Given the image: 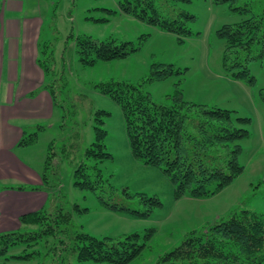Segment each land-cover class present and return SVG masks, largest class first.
<instances>
[{
  "label": "rangeland",
  "instance_id": "374dc122",
  "mask_svg": "<svg viewBox=\"0 0 264 264\" xmlns=\"http://www.w3.org/2000/svg\"><path fill=\"white\" fill-rule=\"evenodd\" d=\"M21 1L20 8L11 12L22 25L14 58L17 74L11 79L6 72L3 78L0 74V234L31 230L20 223V216L28 211L61 210L71 214L69 233L116 240L131 233L144 236L154 229L142 255L129 264H156L194 230L206 231L243 209L264 214V104L260 98L264 60L249 64L255 85L233 78L224 66L225 41L218 34L225 25L263 13L264 0H154L164 17L173 18L182 11L195 16L188 22L191 34L182 41L176 33L124 13L121 0ZM8 10L0 0V16ZM81 36L99 41L115 38L140 48L126 58L85 65L76 51ZM156 63L188 70L143 83ZM180 78L186 101L251 119L246 125L250 135L240 141L243 174L221 192L204 198L176 199L175 184L165 172L132 155L121 107L100 86L112 80L143 84L152 101L169 103ZM101 110L109 114H99ZM100 117L112 158L97 165L105 181L91 191L76 184L75 171L84 162L95 164L85 158V151L94 141ZM35 132L36 142L21 144ZM71 144L76 147L66 156ZM50 153L55 155L48 166ZM90 171L94 176L96 169ZM141 195L156 197L162 205L150 209ZM63 236L46 237L44 246H13L0 264H63L69 258L59 242ZM25 249L39 253L30 259L8 258ZM71 261L76 264L75 258Z\"/></svg>",
  "mask_w": 264,
  "mask_h": 264
},
{
  "label": "trees",
  "instance_id": "16d2710c",
  "mask_svg": "<svg viewBox=\"0 0 264 264\" xmlns=\"http://www.w3.org/2000/svg\"><path fill=\"white\" fill-rule=\"evenodd\" d=\"M120 9L164 31L180 35L181 41L191 34L188 22L195 18L187 11L173 18L164 17L154 0H121ZM218 34L225 41L223 60L227 73L235 79L247 81L251 86L255 85L257 79L251 74L249 64L253 60H264V12L234 25H225L218 30ZM139 48L129 41L118 42L115 38L99 41L90 36L79 37L76 44L80 61L85 65L126 58ZM186 70L173 64L156 63L143 83L183 75ZM181 82L182 78L168 96L169 103L152 101L149 93L143 90V84L112 80L100 86L102 92L121 107L132 155L161 168L175 184L176 199L184 196L204 198L221 192L243 174L244 166L239 160L242 153L240 141L249 137L246 125L251 119L237 116L232 110L186 101ZM260 98L264 104V88L260 90ZM99 114L109 113L101 110ZM97 122L94 141L85 151V158L95 164L91 166L84 162L75 171L76 184L91 191L105 181L97 165L112 158L106 150L105 121L100 117ZM31 135L21 144L36 142L37 133ZM73 147L76 146L71 144V148L65 150L66 156L72 153ZM53 155L55 153L48 156V166L53 161ZM90 169H96L94 176ZM43 180H46L45 175ZM141 199L151 204L150 209L162 205L156 197L141 195ZM70 222L71 214L61 210L48 213L41 209L22 214L21 226L32 229L0 234V258L6 256L13 246H44L42 241L46 237L64 234L59 242L64 245L69 258L63 264H72L73 258L76 264L88 261L129 264L142 255L146 241L155 232L151 229L144 236L131 233L114 240L84 232L69 233ZM36 253L39 250L28 252L25 249L22 254L8 258L30 259ZM156 264H264V214L243 209L232 213L226 220L216 221L206 231L194 230L179 246L163 254Z\"/></svg>",
  "mask_w": 264,
  "mask_h": 264
},
{
  "label": "crops",
  "instance_id": "0c3cea01",
  "mask_svg": "<svg viewBox=\"0 0 264 264\" xmlns=\"http://www.w3.org/2000/svg\"><path fill=\"white\" fill-rule=\"evenodd\" d=\"M2 2L8 6L10 12L0 16V74L3 78L6 72L11 79L15 73L17 74V63L14 58L17 56L22 36L21 22L17 17H13L11 12L18 10L22 1L2 0Z\"/></svg>",
  "mask_w": 264,
  "mask_h": 264
}]
</instances>
